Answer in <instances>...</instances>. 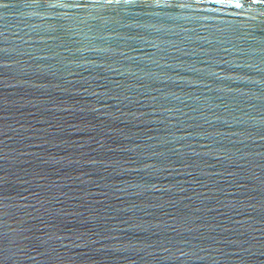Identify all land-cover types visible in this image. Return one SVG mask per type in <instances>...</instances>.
Returning a JSON list of instances; mask_svg holds the SVG:
<instances>
[{
    "label": "water",
    "instance_id": "1",
    "mask_svg": "<svg viewBox=\"0 0 264 264\" xmlns=\"http://www.w3.org/2000/svg\"><path fill=\"white\" fill-rule=\"evenodd\" d=\"M0 264H264V0H0Z\"/></svg>",
    "mask_w": 264,
    "mask_h": 264
}]
</instances>
